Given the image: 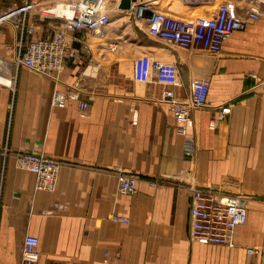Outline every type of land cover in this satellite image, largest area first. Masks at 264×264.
<instances>
[{"label": "crops", "instance_id": "1", "mask_svg": "<svg viewBox=\"0 0 264 264\" xmlns=\"http://www.w3.org/2000/svg\"><path fill=\"white\" fill-rule=\"evenodd\" d=\"M262 1L170 0L168 11L193 18L207 5L213 15L235 2L243 13ZM49 25L43 37L54 31ZM123 35L130 39L111 64L99 65L105 73L84 77L79 59H68L60 78L16 66L0 35V264H20L27 234L39 239L36 264H258L246 248H264V14L218 54L146 30L116 32ZM159 63L163 76L153 74ZM195 78H209L211 87L206 107L191 110L187 158L171 100H186ZM75 83L88 108L80 112L72 100L53 107L55 90ZM223 106L230 113L211 129ZM23 151L61 162L55 192L36 189L35 175L17 168ZM120 167L137 178L132 194L118 192ZM189 185L248 197L237 247L190 242Z\"/></svg>", "mask_w": 264, "mask_h": 264}, {"label": "built area", "instance_id": "2", "mask_svg": "<svg viewBox=\"0 0 264 264\" xmlns=\"http://www.w3.org/2000/svg\"><path fill=\"white\" fill-rule=\"evenodd\" d=\"M159 3L160 0H131L134 12L138 6ZM111 0H70L68 8L71 15L57 14L53 11L41 13L39 18H52L54 31L50 36L33 40L26 45V53L19 56L16 62L30 70L50 77H58L62 73L68 59H79L77 50L72 48L74 40L83 42L78 34H99L111 22ZM119 3V2H118ZM141 17L148 24L149 35L155 39L170 43L181 48H200L211 54H218L225 41L234 33L246 28L249 21H256L264 14V1L247 8L240 13L235 2L221 3L215 14L196 16L193 18H178L166 12L149 8ZM26 7L24 11H27ZM138 13V11L136 12ZM33 30V27L30 28ZM78 38V39H77ZM114 47H111L114 50ZM89 51V50H87ZM155 74L163 76L167 73L165 64H156ZM211 81L208 78H195L190 85L188 97L185 100L172 98L171 104L175 118L176 129L184 134L186 142L192 143L187 135L193 128L192 109L206 107ZM81 86H71L68 89H56L51 99V105L65 108L68 100L76 101L80 112L88 108V102L82 97ZM231 111L229 106L220 108L218 120H223ZM214 128V121L209 124ZM18 166L36 172V188L53 192L56 189L60 163L50 157L21 153L17 155ZM119 189L122 193H133L137 178L130 172L118 169ZM46 183H51L46 186ZM247 221L246 200L240 195H228L211 187H200L192 190L189 197L188 234L191 243L204 245L237 247L235 236L239 227ZM39 239L33 235H25L23 239L20 264H35L39 256ZM247 254L259 256V263L264 264V249L246 248Z\"/></svg>", "mask_w": 264, "mask_h": 264}, {"label": "rangeland", "instance_id": "3", "mask_svg": "<svg viewBox=\"0 0 264 264\" xmlns=\"http://www.w3.org/2000/svg\"><path fill=\"white\" fill-rule=\"evenodd\" d=\"M69 1L70 0H0V35L3 36V38L4 36L7 37L3 44H7L8 48L14 51V64L16 66H22L28 69L24 65L16 62L17 57L24 56V54L26 53L25 46L30 44L31 41L42 38L46 33H48V31H50L51 26L49 25V20L53 25L55 24L54 22H60L57 20L53 21L52 18L42 19L38 16L42 17L41 13H47L50 10L61 14L63 8L60 5L57 8L55 6L57 4H63ZM118 2H120V0H111V22L105 30L100 31L103 32V34H94L97 37L91 38L92 44H89L87 41L88 37L91 36V34L82 36V39L84 40L81 43L78 40H74L73 43H71L72 48H74L75 50H82V54L78 56L79 61L81 62L80 74H83L84 77H95L96 75H99V72L105 71L104 69H101L99 65L106 62L111 64L113 59H115V57L119 53L118 49H120V45L125 39L124 35L117 37L116 32H120V34L123 32H138L142 30H146L147 32H149L147 22L143 18H135L136 12H134V9L132 10V12L127 13L126 10L118 7ZM169 2L170 0H160L157 10L171 14L168 9L174 10L175 7H171ZM26 7H30V9L28 8L27 11H24ZM214 9L215 6L207 5L199 14L194 16L211 15V12ZM31 16H34L33 20H31ZM31 27H33V30H30ZM128 39L130 38H126L125 40L128 41ZM114 46L115 48L114 50H112L111 47ZM88 68L90 69L88 70V72H86ZM94 72V75L91 74ZM62 73L58 74L59 78ZM76 85L80 86V84L78 83L72 84L71 86ZM23 153L49 156L45 153H33L27 151H23ZM49 157L51 159H54L52 158V156ZM55 160L59 161L58 159ZM118 169L122 168L120 167ZM236 192L239 191L236 190Z\"/></svg>", "mask_w": 264, "mask_h": 264}, {"label": "bare ground", "instance_id": "4", "mask_svg": "<svg viewBox=\"0 0 264 264\" xmlns=\"http://www.w3.org/2000/svg\"><path fill=\"white\" fill-rule=\"evenodd\" d=\"M114 1V0H113ZM148 1H144V3H147ZM147 4H151L150 5V7L149 6H147V5H142V6H138L137 8H136V10L138 11V13H136V17L135 18H139V19H142V17H141V15H144L145 13H147L148 12V7L149 8H154V9H157V7H158V4L159 3H157V4H155V3H147ZM61 6L63 9H62V11H61V14H63V15H71V12H70V10H69V8H68V2H66V3H60V4H57L55 7L57 8L58 6ZM131 9H127L126 10V12L127 13H129V12H132V10H133V3L131 4ZM51 9V8H50ZM50 11H53V10H50ZM136 11V12H137ZM54 12V11H53ZM56 13V12H55ZM58 14V13H57ZM196 17V16H195ZM100 34V33H99ZM98 35V34H97ZM155 73V70H154V72H153V74ZM52 78H56V77H52ZM58 78V77H57ZM209 79V78H208ZM210 80V79H209ZM186 101V100H185ZM231 109V108H230ZM173 116H174V114H173ZM174 120H175V118H174ZM214 121V127H215V124H216V122L218 121V117H216V119H214L213 120ZM190 130V129H189ZM189 130H188V133H187V135L189 134ZM178 131V130H177ZM180 133V132H179ZM182 134V133H181ZM182 135H184V134H182ZM188 138V137H187ZM187 138H185V140L187 139ZM183 150H184V154H185V157H187V158H191L192 156H193V153H194V145L192 144V143H189V142H185V144H184V147H183ZM19 154H21V153H19ZM19 154H17V155H19ZM17 155L15 156V164H16V166H17V168H19V169H23V170H26V171H29V172H31V173H33L34 175H35V187H36V172H34V171H32V170H30V169H25V168H21V167H19L18 166V161H17ZM47 157H49V156H47ZM53 158V157H52ZM54 159H56V158H54ZM59 163H60V168H61V162L60 161H58ZM60 168H59V172H60ZM59 172H58V177H57V184H58V178H59ZM51 183H46V186H49ZM57 184H56V188H57ZM118 185H119V181H118ZM190 187H189V193H190V195H191V192H192V190L193 189H195V188H200V186H195V185H189ZM204 187V186H203ZM212 188V187H211ZM37 189V188H36ZM215 189V188H214ZM56 190V189H55ZM55 190L53 191V192H55ZM136 190V189H135ZM46 192H48V191H46ZM53 192H49V193H53ZM118 192L120 193V194H132V193H122L121 191H120V189L118 188ZM220 192V191H219ZM134 193V192H133ZM224 194H226V193H224ZM237 194H240V193H237ZM190 195H189V197H190ZM228 195H236V194H228ZM240 195H242L244 198H245V200H246V210H247V204H248V197L247 196H245V195H243V194H240ZM112 219L114 220V221H116V222H118V221H120V222H126L127 221V219L126 218H124V217H118V216H116V215H113L112 216ZM251 248H259V247H251ZM250 255H255V254H250ZM39 257H40V253H39V256H38V260H39ZM38 262V261H37ZM36 262V263H37ZM35 263V264H36Z\"/></svg>", "mask_w": 264, "mask_h": 264}, {"label": "water", "instance_id": "5", "mask_svg": "<svg viewBox=\"0 0 264 264\" xmlns=\"http://www.w3.org/2000/svg\"><path fill=\"white\" fill-rule=\"evenodd\" d=\"M131 0H120L118 7L123 10L131 9Z\"/></svg>", "mask_w": 264, "mask_h": 264}]
</instances>
